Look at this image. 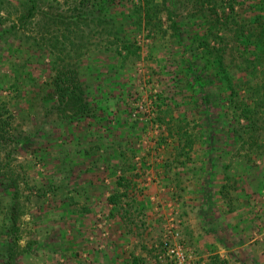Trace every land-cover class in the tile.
<instances>
[{
    "label": "rangeland",
    "instance_id": "obj_1",
    "mask_svg": "<svg viewBox=\"0 0 264 264\" xmlns=\"http://www.w3.org/2000/svg\"><path fill=\"white\" fill-rule=\"evenodd\" d=\"M96 1L0 0V264H264L260 66L211 37L210 4L167 0L154 38L126 17L142 0L91 9ZM29 2L35 10L18 27ZM122 39L134 56L117 55ZM221 48L230 83L248 82L233 95L212 65ZM56 67L75 69L88 116L51 94ZM156 95L168 124L156 121ZM120 175L128 183L118 188ZM12 197L20 241L8 263Z\"/></svg>",
    "mask_w": 264,
    "mask_h": 264
},
{
    "label": "trees",
    "instance_id": "obj_2",
    "mask_svg": "<svg viewBox=\"0 0 264 264\" xmlns=\"http://www.w3.org/2000/svg\"><path fill=\"white\" fill-rule=\"evenodd\" d=\"M89 0H82V5H85ZM199 2V6L203 8V5L210 4L209 7V15L207 19H209L208 28L211 37L214 40L222 42L223 39L229 40L231 44L232 52L238 56L241 63L246 62L247 66L251 64H258L261 70L256 71L261 74V80L263 82L264 79V0H220L221 5L217 3V0H195ZM167 0H163L160 3H154L152 0H142L139 5H134V8L139 6L138 10L136 9L133 13L131 12L130 15H126V17L131 20L135 18L139 24L140 22L143 23L148 30V36H154L155 33L162 34L161 27H160V14L163 10H168ZM104 2L97 0L96 3L91 4V9L96 10V7H100L101 10H104ZM108 5V4H107ZM245 5V6H243ZM133 8V10H134ZM35 10V5L29 2L26 4L25 10H23L18 18H17V26L21 27L25 24L26 20L32 16V12ZM80 15V22H84L82 18H84V14L82 12H78ZM105 14L97 16L96 22L97 23H104L105 22ZM75 18V17H74ZM52 24H58L66 21V24L63 26L66 28L70 27H77L79 25V21L76 19L72 20L68 16H54L50 17ZM15 26V25H13ZM112 29V28H110ZM224 31H227L229 36L227 39L222 35ZM218 32V33H217ZM220 32L221 35H218ZM120 48H117V55H119L122 59H126L130 56H134L138 47L131 43L128 39H122L120 42ZM228 46V44H227ZM213 49V48H212ZM215 50V49H213ZM216 51V50H215ZM124 52V53H122ZM212 65L216 69V76L220 79L223 83L226 84L225 92L231 95L236 94V87L240 85L242 82L248 83L246 78L243 80L242 77H239L241 80L239 83L238 78H236L235 83H230L229 81V73L228 68L225 63L224 57V49L221 48L220 52L214 53V58L212 59ZM257 69L254 67L251 69L249 73L250 77L252 72ZM189 72L192 69H188ZM261 72V74H260ZM256 76V73L253 77ZM236 75L232 74V78H235ZM192 87L195 83H190ZM264 85V84H263ZM51 94L56 95L57 98L60 100L62 104L71 105L74 109V115L77 116H88L89 112V103L87 99L84 97V92L81 88V82L77 77V73L74 68L72 67H60L57 68L53 73V78L51 82ZM155 107L157 108V115L156 121L161 124H168V118L163 116L164 112L162 111L163 102L160 99L159 95H156L154 101ZM105 116V115H103ZM165 118L167 120H165ZM170 120V119H169ZM3 127L5 124H0ZM171 129V128H170ZM178 134V130L175 131ZM191 141L187 140L185 146H191ZM126 177L120 175L116 179L117 187H125ZM11 187L12 185L15 186V183L11 181L8 183ZM117 192V191H116ZM125 196V192L123 193ZM15 195H13L14 197ZM12 197V202L10 207L7 209L6 214V222L4 226V233L6 234V246L4 249V253L2 255L3 259H6L8 263H11L15 256L17 255V247L20 241V228L19 223L17 222V205L15 199ZM119 197L117 193H113L107 197V202L112 205L109 216H115L117 211V204L119 202ZM216 257V256H215ZM218 259V257H216ZM225 261H220L223 263Z\"/></svg>",
    "mask_w": 264,
    "mask_h": 264
},
{
    "label": "built area",
    "instance_id": "obj_3",
    "mask_svg": "<svg viewBox=\"0 0 264 264\" xmlns=\"http://www.w3.org/2000/svg\"><path fill=\"white\" fill-rule=\"evenodd\" d=\"M169 252L171 253V254H174V256H176V259L179 261V262H181L183 259H184V257H183V255H182V253L180 252V249L179 248H172V249H170L169 250Z\"/></svg>",
    "mask_w": 264,
    "mask_h": 264
}]
</instances>
